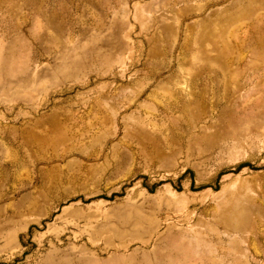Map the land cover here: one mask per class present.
I'll return each instance as SVG.
<instances>
[{
  "label": "rangeland",
  "instance_id": "obj_1",
  "mask_svg": "<svg viewBox=\"0 0 264 264\" xmlns=\"http://www.w3.org/2000/svg\"><path fill=\"white\" fill-rule=\"evenodd\" d=\"M0 264H264V0H0Z\"/></svg>",
  "mask_w": 264,
  "mask_h": 264
}]
</instances>
